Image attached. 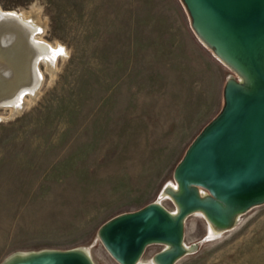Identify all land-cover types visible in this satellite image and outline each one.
I'll list each match as a JSON object with an SVG mask.
<instances>
[{
	"label": "rangeland",
	"instance_id": "1",
	"mask_svg": "<svg viewBox=\"0 0 264 264\" xmlns=\"http://www.w3.org/2000/svg\"><path fill=\"white\" fill-rule=\"evenodd\" d=\"M0 7L34 10L42 39L65 51L53 71L38 61L42 80L20 111L0 107V262L15 251L86 247L96 264H121L101 226L178 185L175 168L222 111L226 84L244 77L198 40L183 0ZM186 216L172 264H264V200L220 233L201 213ZM164 247L150 242L142 258Z\"/></svg>",
	"mask_w": 264,
	"mask_h": 264
},
{
	"label": "water",
	"instance_id": "2",
	"mask_svg": "<svg viewBox=\"0 0 264 264\" xmlns=\"http://www.w3.org/2000/svg\"><path fill=\"white\" fill-rule=\"evenodd\" d=\"M183 1L192 22L216 43L212 47L218 45L248 76L242 85L226 84L222 111L190 145L175 176L189 187H206L216 203L244 210L264 200V0ZM1 102L3 98L0 107ZM184 202L175 216L156 203L119 214L105 222L99 234L121 264H133L148 241H180L183 219L195 200L190 194ZM24 264L90 263L66 249Z\"/></svg>",
	"mask_w": 264,
	"mask_h": 264
},
{
	"label": "bare ground",
	"instance_id": "3",
	"mask_svg": "<svg viewBox=\"0 0 264 264\" xmlns=\"http://www.w3.org/2000/svg\"><path fill=\"white\" fill-rule=\"evenodd\" d=\"M192 24L198 40L205 47L213 50V55L218 61L237 71L240 75L248 76L245 70L218 45H216V48L212 47L216 43L201 26L196 22H192ZM42 32L43 24L37 18L34 10L17 12L4 10L0 7V99L3 98L4 100V102H1L3 107H10L9 112L11 113L9 114L11 115L20 111L27 103L26 99L23 100L24 92H28L32 97L36 95L39 79H41L38 61L43 59L47 68L53 71L55 56L58 53L63 55L65 52L59 44L58 47L50 48L49 44L42 39ZM202 192H204L202 189L196 186L189 187L183 181H179L178 185L169 181L164 184L154 203L161 206L171 216H175L179 210L185 208L184 201L191 194L195 200L191 212L194 215L201 213L206 223L215 233H220L233 224L237 215L243 211L230 203H216L207 195L202 198L199 195ZM164 199L171 201L173 209L165 207ZM186 218L185 215L183 221ZM150 242H161L165 247L152 258L144 259L142 254ZM182 243H184L183 238L176 243L157 240L148 241L133 264H172L176 258L175 255L182 250ZM71 250L81 254L90 264H96L90 249L78 247ZM54 251V249L15 251L0 264H24L36 256Z\"/></svg>",
	"mask_w": 264,
	"mask_h": 264
}]
</instances>
